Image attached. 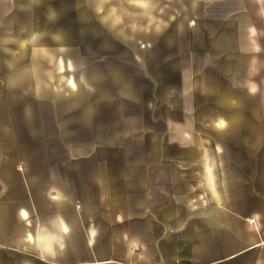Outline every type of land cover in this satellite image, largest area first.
<instances>
[{
	"label": "crops",
	"instance_id": "1",
	"mask_svg": "<svg viewBox=\"0 0 264 264\" xmlns=\"http://www.w3.org/2000/svg\"><path fill=\"white\" fill-rule=\"evenodd\" d=\"M171 2L0 0V264H264V0Z\"/></svg>",
	"mask_w": 264,
	"mask_h": 264
},
{
	"label": "rangeland",
	"instance_id": "2",
	"mask_svg": "<svg viewBox=\"0 0 264 264\" xmlns=\"http://www.w3.org/2000/svg\"><path fill=\"white\" fill-rule=\"evenodd\" d=\"M171 1L172 0H146L148 10H146L147 13H144L142 6L140 7L143 3L139 0H104V4L101 6L100 11L108 14L112 20H116L113 24L115 27L130 30L132 47H149L156 31L166 26V20L171 17L173 18L176 13L175 8L172 7ZM124 19L128 22H120ZM259 79L262 81L261 83L264 84V70L259 72ZM263 91L264 88H260V94ZM262 111H264V104L260 103V112ZM260 125L264 126L263 119L260 120ZM241 186L244 193L246 192L247 194L251 190H255L256 192L260 190L264 191V184L260 186L261 189L258 191L252 189L249 183H243ZM260 197H264L263 192L260 194Z\"/></svg>",
	"mask_w": 264,
	"mask_h": 264
}]
</instances>
